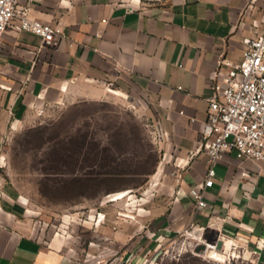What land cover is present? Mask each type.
I'll use <instances>...</instances> for the list:
<instances>
[{
  "label": "crops",
  "instance_id": "0c3cea01",
  "mask_svg": "<svg viewBox=\"0 0 264 264\" xmlns=\"http://www.w3.org/2000/svg\"><path fill=\"white\" fill-rule=\"evenodd\" d=\"M30 14L62 32L43 44L9 28L0 46V264H148L191 227L264 264V160L230 150L205 186L203 149L210 82L228 70L220 60L241 62L244 39L263 32L264 0H42ZM114 89L149 104L158 136L153 171L144 152L141 166L122 173L111 161L110 191L82 195L91 205L42 222L2 175L8 136L39 108L106 102Z\"/></svg>",
  "mask_w": 264,
  "mask_h": 264
},
{
  "label": "rangeland",
  "instance_id": "374dc122",
  "mask_svg": "<svg viewBox=\"0 0 264 264\" xmlns=\"http://www.w3.org/2000/svg\"><path fill=\"white\" fill-rule=\"evenodd\" d=\"M110 92L106 102L90 99L39 108L30 123L8 136L2 175L27 198L42 222L55 223L56 218L91 205L85 202H93L84 196L64 194L60 191L62 176L54 174L64 167L79 170L85 140L92 149L98 148V140H103L111 147L106 162L119 160L121 170L141 166L143 152L151 164L157 158L152 135L155 121L149 104L140 96L116 89ZM209 243L215 244L205 231L198 233V237L184 232L152 252L149 263L252 264L245 259L243 249L235 245L236 255L227 251L223 257H211L216 249L208 246Z\"/></svg>",
  "mask_w": 264,
  "mask_h": 264
},
{
  "label": "built area",
  "instance_id": "2783aa9c",
  "mask_svg": "<svg viewBox=\"0 0 264 264\" xmlns=\"http://www.w3.org/2000/svg\"><path fill=\"white\" fill-rule=\"evenodd\" d=\"M41 1L0 0V46L9 28L36 33L42 36L43 44L55 41L62 30L30 14L32 4ZM244 44L243 60L239 63L220 60V66L226 64L228 70L210 82L213 94L203 130V149L209 166L205 186L213 184L215 166L230 150H235L239 158L264 160V20L263 32L246 37ZM152 135L157 143L156 128ZM194 196L198 207L207 206L202 190H194ZM194 231L203 233L204 227H191L185 232ZM208 246L216 249V253H227L217 243ZM102 263L98 260L94 264Z\"/></svg>",
  "mask_w": 264,
  "mask_h": 264
},
{
  "label": "trees",
  "instance_id": "16d2710c",
  "mask_svg": "<svg viewBox=\"0 0 264 264\" xmlns=\"http://www.w3.org/2000/svg\"><path fill=\"white\" fill-rule=\"evenodd\" d=\"M88 143L89 141L85 140V144L83 146L84 151H81L83 158L81 159L82 161L79 163V166L80 168H83L85 163H89L90 166H93L95 162H98L100 169H95L91 166L92 168H88L86 171L76 170L75 168H60L55 170V175L62 176L60 191H62L64 194L73 193L75 196L84 195L88 197H96L102 193H107V191L112 189L110 186H108V184L112 182L111 179L113 174L116 173L114 170H110L108 167L110 166V163L106 162L110 154L109 150L111 147L105 144L103 140H98V148L95 149H92ZM156 161L157 158H155V161L153 164H151L149 157H146L144 161L145 166L150 164L153 171ZM117 173H122V170H119Z\"/></svg>",
  "mask_w": 264,
  "mask_h": 264
},
{
  "label": "bare ground",
  "instance_id": "6f19581e",
  "mask_svg": "<svg viewBox=\"0 0 264 264\" xmlns=\"http://www.w3.org/2000/svg\"><path fill=\"white\" fill-rule=\"evenodd\" d=\"M192 233H194L195 237H198V233L201 234V232H196V231H194V232H192ZM192 233H191V234H192ZM200 236H201V235H199V237H200ZM222 248H223V249H226L227 251L234 252V254H235V251L232 250L233 248L231 247V244L229 245V244H227V242H226L224 245H222ZM211 253H212V254L210 255L211 257H214L215 254H216V256H217L218 258L224 256L223 254L216 253L215 250H213ZM235 255H236V254H235Z\"/></svg>",
  "mask_w": 264,
  "mask_h": 264
}]
</instances>
